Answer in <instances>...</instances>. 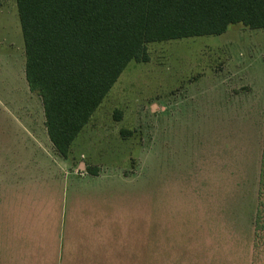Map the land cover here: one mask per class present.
Instances as JSON below:
<instances>
[{
	"label": "rangeland",
	"instance_id": "1",
	"mask_svg": "<svg viewBox=\"0 0 264 264\" xmlns=\"http://www.w3.org/2000/svg\"><path fill=\"white\" fill-rule=\"evenodd\" d=\"M148 50L64 158L0 0V264H256L264 28Z\"/></svg>",
	"mask_w": 264,
	"mask_h": 264
},
{
	"label": "trees",
	"instance_id": "2",
	"mask_svg": "<svg viewBox=\"0 0 264 264\" xmlns=\"http://www.w3.org/2000/svg\"><path fill=\"white\" fill-rule=\"evenodd\" d=\"M16 3L26 80L41 97L49 138L64 158L128 64L150 60L148 43L221 35L238 23L264 28V0ZM254 259L264 264V150L254 216Z\"/></svg>",
	"mask_w": 264,
	"mask_h": 264
},
{
	"label": "crops",
	"instance_id": "3",
	"mask_svg": "<svg viewBox=\"0 0 264 264\" xmlns=\"http://www.w3.org/2000/svg\"><path fill=\"white\" fill-rule=\"evenodd\" d=\"M46 133H47V135H48L47 129H46ZM48 137H49V135H48ZM49 139H50V138H49Z\"/></svg>",
	"mask_w": 264,
	"mask_h": 264
}]
</instances>
